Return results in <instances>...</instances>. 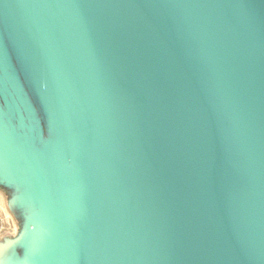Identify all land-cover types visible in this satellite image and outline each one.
<instances>
[{
    "label": "water",
    "instance_id": "95a60500",
    "mask_svg": "<svg viewBox=\"0 0 264 264\" xmlns=\"http://www.w3.org/2000/svg\"><path fill=\"white\" fill-rule=\"evenodd\" d=\"M0 264H264V0H0Z\"/></svg>",
    "mask_w": 264,
    "mask_h": 264
},
{
    "label": "rangeland",
    "instance_id": "374dc122",
    "mask_svg": "<svg viewBox=\"0 0 264 264\" xmlns=\"http://www.w3.org/2000/svg\"><path fill=\"white\" fill-rule=\"evenodd\" d=\"M12 218L5 211V209L0 204V239L4 236L5 232L12 223Z\"/></svg>",
    "mask_w": 264,
    "mask_h": 264
}]
</instances>
